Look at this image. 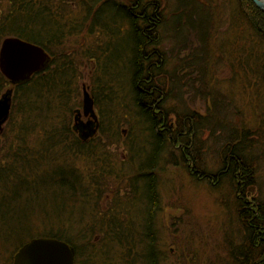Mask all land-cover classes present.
Segmentation results:
<instances>
[{
	"label": "trees",
	"instance_id": "1",
	"mask_svg": "<svg viewBox=\"0 0 264 264\" xmlns=\"http://www.w3.org/2000/svg\"><path fill=\"white\" fill-rule=\"evenodd\" d=\"M74 2L76 9L66 0H0V49L14 36L51 55L43 71L15 86L0 70V98L14 89L0 134V264H13L20 247L35 237L67 241L76 249L75 264L166 263L159 231L161 172L177 155L193 179L232 193L239 235L225 236L223 264H264V127L230 120L241 106L215 87L206 113L191 111L181 95L186 72L169 60L173 50L186 51L192 35L188 56L194 60L185 70L203 57L207 71L209 61L218 59L232 79L241 80L243 100L251 90L249 100L261 106L264 11L253 0H230L224 39L217 43L211 30L219 14L198 0H177L170 15L162 0ZM170 28L175 35L166 39ZM96 33L103 39L98 46L81 52L68 45L73 36ZM84 60L97 66L91 87L102 117L83 128L76 116ZM205 76L199 81L210 91L213 82ZM124 122L140 129L129 146L132 173L109 149L112 138L120 142ZM206 132L215 141L214 168L202 139ZM118 179L123 183L115 184ZM107 196L113 201L105 209ZM135 209L143 220H135ZM1 212L17 221H6ZM27 230L37 233L25 238Z\"/></svg>",
	"mask_w": 264,
	"mask_h": 264
},
{
	"label": "rangeland",
	"instance_id": "2",
	"mask_svg": "<svg viewBox=\"0 0 264 264\" xmlns=\"http://www.w3.org/2000/svg\"><path fill=\"white\" fill-rule=\"evenodd\" d=\"M198 1L205 5H209L211 11L216 13L215 15L219 14V16L217 15L216 17H213V20L215 19V27L211 31L214 32L215 42L221 43L224 39L223 30L228 24L229 19L226 14L231 10L230 0H212L209 2L208 0ZM68 2L74 7L73 9H76L77 6L74 0H66L67 6L69 5L67 4ZM162 2L165 4L166 13L168 15L175 11L177 7L175 2L177 3V0H162ZM2 7L3 6L0 3V16L4 13ZM175 31L176 30H173L172 28L166 30V39H173L171 36L175 35ZM128 38L127 41H129ZM193 39L194 37L190 35L188 43L190 41L192 42ZM76 41L81 44V47L77 45ZM101 42H103L101 35L96 33L94 35L73 36L68 41V45L69 47L78 49L82 52V50L86 51L85 49H87V47L100 45ZM190 43L186 48V51L178 52V50H173L172 53H169L171 56V59L169 60L172 62L173 67L175 68L178 65L179 69L186 72L187 78L182 86L181 95L184 97V102L189 109L191 111H197L199 114H205L209 105H211V90L215 87L217 91H220L222 94L233 97L236 105L241 106L238 113H236L237 111L233 108L232 111L235 112H233L231 118L229 117L230 120L236 121L238 118L245 120L247 122V127L256 128L260 127V125L264 127V102L261 106V103L258 100L251 102L249 100V96L252 92L251 90H249L248 95L244 97L245 100H243L241 80L236 81L235 79H232L233 76L230 74V70L226 65H223L221 61L214 58L211 59L206 71L205 68L207 64H203L205 58L202 57V60H198V62L196 61L192 68H187L185 70L187 64H190L194 60V58H190V55L188 56L191 51ZM165 46L170 47L167 43ZM78 59H80V56ZM96 68L97 66L95 62L88 60L82 61V64L79 66V85L82 106L80 105L78 109L82 112L83 120L85 122H87V118L83 115L84 88H87L92 96L93 92L91 83L96 75ZM209 74L213 79L208 80ZM202 75H206V83L210 84L213 82V84L210 85V91L208 87H201L199 80L203 77ZM178 102L179 101L173 102L172 106L177 105L178 107ZM180 107H182V105H180ZM94 109L101 120L102 115L100 108L95 107V103ZM110 115L111 113H105L106 117H110ZM175 117L176 116H173L172 119H175ZM92 120H94L93 117ZM129 120L132 121V118L129 117ZM95 121H98V119ZM132 126L133 125H130L127 122L122 123L120 130L123 131V134L120 142L117 143V140L114 141L112 138L113 142H111V145L109 146L111 151L110 154H112L113 158L127 161L128 165L131 160L129 146H132L136 134H140V129L137 127L133 128ZM261 132H263L264 135V131L261 130ZM100 134L101 131L96 135V139L102 138ZM202 139L206 146L205 152H207L206 156L208 161L214 168V163H218L217 155H215L213 151L216 147L214 146L215 141L208 137L207 132L204 133ZM104 140H106L105 137ZM140 141H147V139L143 136ZM109 143L110 141H107V144ZM176 157L177 159L175 163L169 164L166 171L161 172L162 183L160 184V194L162 201L161 211L159 213V231L162 249L164 251L163 253L166 255L165 258L167 257L166 263L164 264H223L224 259L227 256L225 236L227 233L236 236L237 234L239 235V224L237 223L235 212L230 206L232 193H230L228 188L227 192L221 188L214 187L207 181H196L190 176L188 172L189 168H186V166L183 165L180 157L178 155ZM128 170H131L128 172L132 173V166L129 165ZM262 178L264 180V176ZM113 182L115 183V181ZM114 183L111 184L113 185ZM121 183H123V181L118 179L115 184ZM112 199L113 196L112 198L107 196V198L102 200L105 209L110 206L113 201ZM47 200V198H42V201ZM38 201L41 200L39 199ZM1 215L6 221H10L11 223H14V220L17 221L16 218L13 219L11 215H6L4 212H1ZM40 217L45 216L41 213ZM144 217L142 211L139 212L138 209H135L134 218L137 222L143 220ZM27 232L28 230L26 233ZM36 233L37 232L33 230L25 234L26 236L21 235L19 239L24 236L27 238L30 234L35 235Z\"/></svg>",
	"mask_w": 264,
	"mask_h": 264
},
{
	"label": "water",
	"instance_id": "3",
	"mask_svg": "<svg viewBox=\"0 0 264 264\" xmlns=\"http://www.w3.org/2000/svg\"><path fill=\"white\" fill-rule=\"evenodd\" d=\"M264 11V0H253ZM35 51L40 54V62L34 63L25 59L19 53ZM51 61V55L42 46L29 42L19 37H7L0 49V70L10 83L15 86L24 83L33 75L43 71ZM14 89L9 88L0 98V134L8 122L13 105ZM84 115H92L89 123L98 119L94 109V100L87 88H84L83 99ZM82 112L78 110L76 124L83 128L87 125L79 122ZM93 129L91 133H95ZM91 134V135H92ZM77 252L75 247L67 241L56 237H35L26 242L16 252L13 264H75Z\"/></svg>",
	"mask_w": 264,
	"mask_h": 264
},
{
	"label": "snow or ice",
	"instance_id": "4",
	"mask_svg": "<svg viewBox=\"0 0 264 264\" xmlns=\"http://www.w3.org/2000/svg\"><path fill=\"white\" fill-rule=\"evenodd\" d=\"M19 55L25 59L31 60L34 63L40 62V54L38 52L27 51V52L19 53Z\"/></svg>",
	"mask_w": 264,
	"mask_h": 264
},
{
	"label": "flooded vegetation",
	"instance_id": "5",
	"mask_svg": "<svg viewBox=\"0 0 264 264\" xmlns=\"http://www.w3.org/2000/svg\"><path fill=\"white\" fill-rule=\"evenodd\" d=\"M83 115H84V114H83ZM84 116H85V118H87V122H85V121L83 120V116L80 117L79 122H80L81 124H89V122L92 121V115L89 114L88 116H86V115H84ZM91 131H92V130H91Z\"/></svg>",
	"mask_w": 264,
	"mask_h": 264
}]
</instances>
